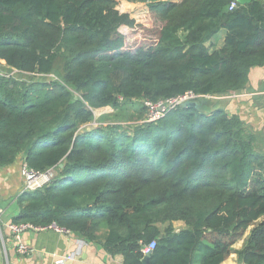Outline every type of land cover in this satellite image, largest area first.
<instances>
[{"label":"trees","instance_id":"obj_1","mask_svg":"<svg viewBox=\"0 0 264 264\" xmlns=\"http://www.w3.org/2000/svg\"><path fill=\"white\" fill-rule=\"evenodd\" d=\"M128 1L148 13H121L117 0H0V60L55 76L0 73V169L21 156L56 174L20 194L13 222H56L123 264H145L154 240L147 264H222L251 228L239 261L264 264V154L239 116L205 103L90 125L108 107L139 102L146 114L144 99L242 91L264 65V0Z\"/></svg>","mask_w":264,"mask_h":264},{"label":"crops","instance_id":"obj_2","mask_svg":"<svg viewBox=\"0 0 264 264\" xmlns=\"http://www.w3.org/2000/svg\"><path fill=\"white\" fill-rule=\"evenodd\" d=\"M225 40L226 31L222 30L206 45L214 52ZM217 97L216 104L240 117L245 135L254 138L256 150L264 154V65L251 69L242 91ZM22 162L20 156L14 164L0 169V264H57L58 260L78 250L81 251L80 255L65 264H123L122 255L111 256L99 244L88 243L84 239L85 244H82L75 234L54 231L25 232L23 241L31 252L28 255L18 253L9 223L21 210L18 198L24 189L20 171ZM177 223L184 226L181 222ZM181 227L176 225L177 230Z\"/></svg>","mask_w":264,"mask_h":264},{"label":"built area","instance_id":"obj_3","mask_svg":"<svg viewBox=\"0 0 264 264\" xmlns=\"http://www.w3.org/2000/svg\"><path fill=\"white\" fill-rule=\"evenodd\" d=\"M237 2L232 1L230 5V9H233L236 7ZM15 72H18L17 70ZM202 97H208V98H218L216 96H210V95H197L193 91H188L184 94L171 97V98H165L158 101H153L150 99H144L143 103L147 107V113L145 115V118L140 120L139 122H150L155 121L161 117H163L169 110H171L174 107L181 106V104L187 100H198ZM21 175L23 177V185L24 189L22 191H31L36 190L39 188H42L45 184L50 182L55 177V171L53 168L45 170V171H39L35 170L33 168H30L28 164L23 161L21 165ZM1 213V210H0ZM9 230L17 243V251L21 255H28L31 250L29 246L23 241V234L28 231H54L60 234H67L72 235L73 233L60 225H58L56 222H52L49 225L46 226H36L30 222H10L9 223ZM79 241L82 244H85V241L83 239H79ZM156 245V241H151L148 245H146L142 251L145 255H147ZM81 251H75L71 254L61 258L57 261V264H65L68 260H73L76 257L80 255Z\"/></svg>","mask_w":264,"mask_h":264},{"label":"rangeland","instance_id":"obj_4","mask_svg":"<svg viewBox=\"0 0 264 264\" xmlns=\"http://www.w3.org/2000/svg\"><path fill=\"white\" fill-rule=\"evenodd\" d=\"M148 5L143 2H131L128 0H117V9L121 13H129L132 17L140 18L143 14L148 13ZM152 20L156 25H159V21L152 17ZM180 35L183 36V32H180ZM0 73L3 75H9V76H16L21 79L26 80H33V81H40V80H50L55 79L54 75L49 76H40V75H17L18 72H15L9 67L4 61H0ZM216 98L212 97L209 100V104L211 106L215 105ZM142 103L135 102V103H128L125 105H122L117 108L108 107L104 110H101L99 113H97L98 117L97 119L94 118V120L91 122V126L95 127L99 124H114V123H132L136 121H140L145 118V116L140 119L142 114H145V110L142 108ZM146 115V114H145ZM177 227H181L182 225H178L176 223ZM251 228L246 231L244 236L239 239L237 242L232 245L233 250L228 255V257L225 259V261L222 264H241L239 261V255L236 252L237 250L241 249L245 239L247 238L248 234L250 233Z\"/></svg>","mask_w":264,"mask_h":264},{"label":"water","instance_id":"obj_5","mask_svg":"<svg viewBox=\"0 0 264 264\" xmlns=\"http://www.w3.org/2000/svg\"><path fill=\"white\" fill-rule=\"evenodd\" d=\"M240 4H247L251 2L252 0H237ZM210 98L208 97H202L198 100H187L181 104L182 107H193V108H200L203 104L209 103ZM62 167L63 164H60ZM151 255V252H149L143 259V262L145 264L148 263L149 257Z\"/></svg>","mask_w":264,"mask_h":264}]
</instances>
